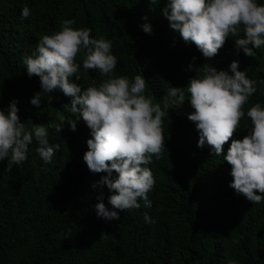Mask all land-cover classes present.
<instances>
[{
	"label": "trees",
	"instance_id": "obj_1",
	"mask_svg": "<svg viewBox=\"0 0 264 264\" xmlns=\"http://www.w3.org/2000/svg\"><path fill=\"white\" fill-rule=\"evenodd\" d=\"M165 3L0 0V108L16 98L26 128L43 125L50 144L60 145L50 163L42 161L35 142L27 159L11 170L7 158L0 161V264H264V202L253 204L237 194L229 187L231 165L211 153L210 146H198V130L188 119L194 109L184 88L191 78L203 75L204 64L230 72V63L237 60L257 89L244 111L256 102L264 104V46L249 56L237 51V37L230 36L216 55L204 57L194 42H185L169 27L162 14ZM25 6L31 10L28 18L21 17ZM64 19H74L75 28H90L92 37L111 40L117 57L114 74L130 79L143 75L144 95L165 113V147L147 165L155 179L147 194L151 207L140 199V208L118 210L119 220L96 215L101 191L112 208L107 187H92L106 173L91 172L83 160L90 129L72 112V98L60 89L42 91L39 77H29L23 64L39 39L59 31ZM145 22L151 23V34L140 27ZM75 62L80 78L69 79L82 90L105 78L98 69L83 67L82 53ZM172 86L184 88L183 105L165 102ZM38 91L39 107L30 103ZM69 120L76 122L75 131ZM239 127L225 151L231 139L247 134L250 120L242 117ZM145 213L155 223L146 222Z\"/></svg>",
	"mask_w": 264,
	"mask_h": 264
},
{
	"label": "clouds",
	"instance_id": "obj_2",
	"mask_svg": "<svg viewBox=\"0 0 264 264\" xmlns=\"http://www.w3.org/2000/svg\"><path fill=\"white\" fill-rule=\"evenodd\" d=\"M162 14L169 27L185 42H194L204 57L216 55L230 36L237 37L234 40L237 51L243 50L249 56H254V48L264 46V3L260 0H166ZM30 15L31 10L23 7L21 17ZM74 25V19H64L59 31L43 35L35 51L24 56L23 64L29 77L34 74L39 77L42 91L60 89L72 98V112L78 113L77 119L82 118L90 129L91 138L87 140L88 150L83 160L91 172L106 173L92 187H107L110 193L107 200L112 208L105 205L101 191L94 206L96 215L106 221L119 220L118 210L140 208V199L145 207H151L147 194L153 189L155 179L147 165L153 156L159 159L165 147L162 127L165 113L159 103L154 104L144 95L143 75L130 79L114 74L117 57L112 53L111 40L92 37L90 28ZM140 27L145 33L153 31L150 22ZM78 53H82L85 69H98L105 77L83 90L69 79L73 75L80 78L76 75L80 67L75 62ZM238 66L239 61L233 60L229 72L217 70L211 64L203 65V75L191 78L184 87L194 109L188 119L198 130V146H210L211 153L222 155L231 165L233 179L229 187L253 204H259L264 202V104L256 102L244 111L243 106L257 89L256 82ZM184 88H168L165 102L183 105ZM30 103L41 105V91L30 98ZM18 112L16 98L0 108V161L7 158V168L11 170L27 159L29 145L35 142L42 161L50 163L60 145L50 144L43 125L27 129ZM245 116L251 124L247 134L242 139H231L225 151V143L240 128L241 118ZM68 123L75 131L76 122ZM61 128L59 124L57 131ZM144 218L155 223L147 213ZM230 264L238 262L230 261Z\"/></svg>",
	"mask_w": 264,
	"mask_h": 264
}]
</instances>
